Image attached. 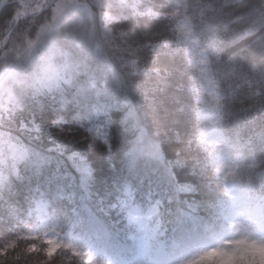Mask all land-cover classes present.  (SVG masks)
<instances>
[{
	"label": "trees",
	"instance_id": "16d2710c",
	"mask_svg": "<svg viewBox=\"0 0 264 264\" xmlns=\"http://www.w3.org/2000/svg\"><path fill=\"white\" fill-rule=\"evenodd\" d=\"M183 26L221 98L219 131L236 162L227 176L198 141L206 95ZM47 65L54 87L40 82ZM0 136L23 153L0 164V249L42 238V199L57 226L51 264H92L77 244L99 264H139V225L121 205L142 218L147 200L160 199L158 241L183 264L220 207L216 178L224 197L264 199V0H9L0 11ZM251 251L242 264H258ZM0 264L45 261L0 251Z\"/></svg>",
	"mask_w": 264,
	"mask_h": 264
},
{
	"label": "rangeland",
	"instance_id": "374dc122",
	"mask_svg": "<svg viewBox=\"0 0 264 264\" xmlns=\"http://www.w3.org/2000/svg\"><path fill=\"white\" fill-rule=\"evenodd\" d=\"M182 38L183 41L192 48L194 63L198 70L202 91L206 95V98L201 102V108L199 110V115L202 120V128L198 134V141L206 148H212L216 151L215 164L217 166V172L220 176H227L234 171L236 162L227 157L225 153V140L218 129L221 122V118L217 112V104L220 101V97L215 92L213 85L210 84L207 79L203 54L198 49L197 40L191 35L187 26L182 27ZM57 78L55 70L47 65L42 71L40 82L46 87H54L57 84ZM22 156L23 153H20L14 144L3 140L0 136L1 165L4 166L9 164L12 166ZM161 205L160 201L149 203L144 218H140V214L137 210L125 208L127 218L139 225V256L143 257L144 254H149L152 244L156 243L157 239L162 236L159 221L157 220ZM124 206L125 205H122L121 208L124 209ZM36 210L38 221V227L36 230L42 233L43 239L47 244H50L55 239V235H53L52 232V224L46 216L45 204L38 203ZM217 211L227 217H242L246 227L257 233H264L263 200H254L249 196L229 192L215 212ZM249 248L253 249V247ZM75 250L78 253L88 256L89 263H100L101 258L97 255V252L88 249L85 245L77 244ZM250 255L251 260H256L259 264H264V249H255ZM139 264H176V262L168 256L165 244L160 242L156 246L153 255L150 257V261H140Z\"/></svg>",
	"mask_w": 264,
	"mask_h": 264
},
{
	"label": "clouds",
	"instance_id": "9594fccd",
	"mask_svg": "<svg viewBox=\"0 0 264 264\" xmlns=\"http://www.w3.org/2000/svg\"><path fill=\"white\" fill-rule=\"evenodd\" d=\"M216 185L214 196L219 202L224 199V189L219 178H216ZM253 246L264 249V234L246 227L242 217H227L217 211L200 241L185 251L183 264H242L240 254ZM47 248V242L39 238L22 245L13 241L0 251H14L17 259L39 254L44 258L45 264H51Z\"/></svg>",
	"mask_w": 264,
	"mask_h": 264
},
{
	"label": "water",
	"instance_id": "95a60500",
	"mask_svg": "<svg viewBox=\"0 0 264 264\" xmlns=\"http://www.w3.org/2000/svg\"><path fill=\"white\" fill-rule=\"evenodd\" d=\"M7 1H8V0H5V1H4V4H5ZM1 7H2V6H1ZM1 7H0V9H1Z\"/></svg>",
	"mask_w": 264,
	"mask_h": 264
}]
</instances>
